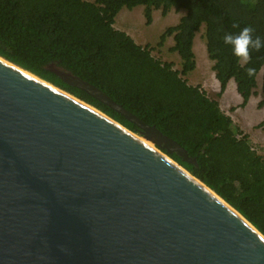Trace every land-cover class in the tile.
<instances>
[{"label": "water", "instance_id": "water-1", "mask_svg": "<svg viewBox=\"0 0 264 264\" xmlns=\"http://www.w3.org/2000/svg\"><path fill=\"white\" fill-rule=\"evenodd\" d=\"M51 70L139 136L0 57V264H264V236L161 152L186 150Z\"/></svg>", "mask_w": 264, "mask_h": 264}, {"label": "trees", "instance_id": "trees-1", "mask_svg": "<svg viewBox=\"0 0 264 264\" xmlns=\"http://www.w3.org/2000/svg\"><path fill=\"white\" fill-rule=\"evenodd\" d=\"M141 7L145 25L152 13H180L156 45L137 44L113 27L122 9ZM238 25V27H233ZM252 26L264 38V0H0V57L96 108L131 132L137 127L51 70L60 67L101 90L116 104L177 142L194 163L163 154L201 181L264 236V155L238 134L218 98L235 84L244 107L259 96L264 107V49L241 66L225 32ZM203 42L219 85L215 98L189 84L195 70L193 42ZM171 39L172 44L166 47ZM175 54L177 63L154 57ZM176 66V68L174 67ZM256 69L249 78L246 68ZM261 79L258 81V75ZM203 97L201 105L196 99ZM235 110L231 107L230 111ZM264 132V118L257 124ZM264 153V145L260 149Z\"/></svg>", "mask_w": 264, "mask_h": 264}, {"label": "rangeland", "instance_id": "rangeland-1", "mask_svg": "<svg viewBox=\"0 0 264 264\" xmlns=\"http://www.w3.org/2000/svg\"><path fill=\"white\" fill-rule=\"evenodd\" d=\"M127 13L128 12L124 14ZM124 14L120 13L118 17L116 16L115 26L113 27H116L118 29L126 28L127 34H129V36L132 37L137 44L142 46H145L148 43L153 46L156 45L158 35L166 27L176 24L179 18L181 17L180 13H175L173 11L169 12L165 17H162L160 11H156L154 20L149 26H146L145 23L142 24V22L136 19L131 25L128 24L129 20L126 16H124ZM136 17L137 16H133V18ZM140 17L142 19V16ZM171 44V39H168V41L166 42V47L170 46ZM193 49V52H195L194 55L196 58V67L195 70L192 72L188 83L193 86L199 85L200 88L206 92L207 97L209 96L211 98H215V95L219 91V87L214 81L215 77L213 71L211 70V61L205 58L206 55H203L205 47L199 37H197ZM161 54H166L165 50L161 51L160 54L156 53L155 51L152 53V55L156 58L161 57ZM201 54L203 55V57L200 56ZM163 59L174 63H177L179 61V58L175 54L164 55ZM202 59H204V63H202ZM174 67L176 68V66ZM257 79L258 81H260L261 73L258 75ZM231 83L232 88L228 89L227 94L223 97L221 96L220 98H218L220 108L224 114L232 118V122L234 123L235 127L238 128V134H248V136L251 137L252 140V147L258 148V150L260 151V149L264 145V136L263 133H261V130L256 127L257 124L255 125V123H258L264 115V107H258L260 97L252 96L247 106L239 107V105L236 103L237 99L235 100V98H237L234 92L235 84L234 82ZM202 101L203 97L197 98V105H201ZM231 107H235V110L230 111ZM134 134L139 136L138 133Z\"/></svg>", "mask_w": 264, "mask_h": 264}, {"label": "clouds", "instance_id": "clouds-1", "mask_svg": "<svg viewBox=\"0 0 264 264\" xmlns=\"http://www.w3.org/2000/svg\"><path fill=\"white\" fill-rule=\"evenodd\" d=\"M238 27V25H233ZM223 44L230 47L232 55L238 59L241 66L247 65L251 59V52H259L264 49V38L255 35V29L252 26H245L239 32H225L222 36ZM249 78L256 75V69L246 68Z\"/></svg>", "mask_w": 264, "mask_h": 264}, {"label": "crops", "instance_id": "crops-1", "mask_svg": "<svg viewBox=\"0 0 264 264\" xmlns=\"http://www.w3.org/2000/svg\"><path fill=\"white\" fill-rule=\"evenodd\" d=\"M92 1H93V0H92ZM92 1H89V2H92ZM142 10H143V8H141V7H135V8H133L132 10L122 9L121 11H119V13H118L116 16L118 17V15H119L120 13H123V14H124V13L128 12L127 14H124V16H126L127 19L129 20L128 24L131 25L135 19L138 20V21H140V22H142V24H143V23H145V19H144L143 15H142ZM155 13H156V11H154V12L152 13V19H153V20H154V17H155ZM133 14H135V15H133ZM140 14H141V15H140ZM133 16H137V17H136V18H133ZM140 16H142V19H141ZM115 22H116V17H115V19H114V25H113V26H115ZM115 29H117V30H119V31H123V32H125V33L127 34V32H126L127 29H126V28H123V29H124V30H123V29H118V28L115 27ZM128 35H129V34H128ZM196 39H197V37L194 39L193 47H194V44H195ZM193 51H194V49H193ZM194 54H195V52H194ZM203 55H206L205 50H204ZM203 55L201 54L200 56L203 57ZM205 58L208 59V58H207V55L205 56ZM195 59H196V58H195ZM208 60H209V59H208ZM202 63H204V59H202ZM211 65H212V62H211ZM214 81H215L216 85L219 87L218 82L216 81L215 78H214ZM231 82H232V81H230V82L227 83L226 89H225L224 93L222 94V97H223L224 95L227 94V91H228L229 88H232V83H231ZM234 92H235L236 97H237V98H235V100L237 99V100H236V103L239 105V104L241 103V98H240V96L237 94L236 89L234 90ZM249 101H250V99L248 100V102H247V104H246L245 106L248 105ZM263 118H264V115H263ZM263 118H262V119H263ZM231 119H232V118H231ZM262 119H260L258 123H260ZM258 123H255V125L258 124ZM256 126H257V125H256ZM258 129L261 130L260 128H258ZM261 133H263V136H264V132H263L262 130H261ZM245 135L248 136V134H245ZM248 139H249L250 142H252L251 137L248 136Z\"/></svg>", "mask_w": 264, "mask_h": 264}, {"label": "built area", "instance_id": "built-area-1", "mask_svg": "<svg viewBox=\"0 0 264 264\" xmlns=\"http://www.w3.org/2000/svg\"><path fill=\"white\" fill-rule=\"evenodd\" d=\"M258 155H264V153L260 152L259 150L257 151Z\"/></svg>", "mask_w": 264, "mask_h": 264}, {"label": "bare ground", "instance_id": "bare-ground-1", "mask_svg": "<svg viewBox=\"0 0 264 264\" xmlns=\"http://www.w3.org/2000/svg\"><path fill=\"white\" fill-rule=\"evenodd\" d=\"M144 142H145L146 144H148L149 146L151 145L150 142H148V141H145V140H144Z\"/></svg>", "mask_w": 264, "mask_h": 264}]
</instances>
